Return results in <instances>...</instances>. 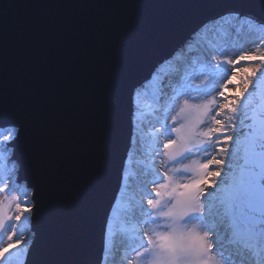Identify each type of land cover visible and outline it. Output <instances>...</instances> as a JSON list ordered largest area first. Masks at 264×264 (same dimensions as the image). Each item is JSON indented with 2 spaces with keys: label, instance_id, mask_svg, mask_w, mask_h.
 <instances>
[{
  "label": "snow or ice",
  "instance_id": "6c2138e0",
  "mask_svg": "<svg viewBox=\"0 0 264 264\" xmlns=\"http://www.w3.org/2000/svg\"><path fill=\"white\" fill-rule=\"evenodd\" d=\"M40 7L65 15L39 24L20 50L0 34V264H29L34 234L19 231L21 221L39 211L58 167L69 184L75 180L69 165L95 147L104 85L146 55L154 39L124 16L72 14L122 5L62 0ZM214 21L132 90L128 160L134 152L146 157L137 174L145 179L131 182L125 162L99 264H118L109 261L114 224L122 233L119 264H264V20L229 9ZM224 24L238 41L202 39L227 35ZM147 85L156 124L146 132ZM22 145L35 179L21 175ZM32 264L91 262L50 251L37 252Z\"/></svg>",
  "mask_w": 264,
  "mask_h": 264
},
{
  "label": "water",
  "instance_id": "95a60500",
  "mask_svg": "<svg viewBox=\"0 0 264 264\" xmlns=\"http://www.w3.org/2000/svg\"><path fill=\"white\" fill-rule=\"evenodd\" d=\"M62 0H0V34L6 36L10 49L20 50L30 40L36 27L50 19L60 22L63 9L40 7ZM87 4L122 5L108 8L72 10L82 19L124 16L134 21L154 39L148 53L127 66L115 79L104 85V104L98 120L95 147L80 153L69 165L75 180L64 179V166L52 174L45 187L41 206L31 219L37 252L60 251L86 256L91 264L103 257L104 226L114 195L118 191V174H122L131 138L133 113L132 90L144 85L163 58L175 54L190 34L215 16L235 9L252 13L264 20L262 0H78ZM24 165L22 177L35 179L38 170L22 145L18 152ZM35 211V210H34Z\"/></svg>",
  "mask_w": 264,
  "mask_h": 264
},
{
  "label": "rangeland",
  "instance_id": "374dc122",
  "mask_svg": "<svg viewBox=\"0 0 264 264\" xmlns=\"http://www.w3.org/2000/svg\"><path fill=\"white\" fill-rule=\"evenodd\" d=\"M216 27H221V25H217ZM222 27L224 29L228 30L227 35H225L223 32H220V33H214L213 32V34L211 32H208L206 34V36H204L202 39H204L206 41H212V42H215L217 39H227L228 41H238L239 40V37L237 36V34L234 31H232L228 27H225L224 25H222ZM150 86H152V85H147V87H146L147 90L145 89L146 95L144 97L145 130H146V132L148 130H150L154 124H156V121L154 120L153 116L150 114L151 113L150 103H151V99H152V92H151L152 90H149ZM250 91H251V89H250ZM133 111H134V105H133ZM132 118H131V120H132ZM130 150H133L132 140H131L129 149L127 150L128 153ZM128 153H127V158L125 159V162H127V164H128L130 181L135 183L137 178L145 179V177H143V176L138 177L137 174H139L140 172H142L145 169V166L148 163L146 157L142 153L134 152L132 159L128 160ZM125 162H124V164H125ZM30 226H31V220L27 221V222L22 220L19 227H18V230L19 231H26L29 233V235H32L33 233L31 231ZM113 232H114V236L112 237L113 256H111L109 258V261H112L114 259L119 264L120 258L123 255L122 233L120 232L119 226L115 225V224L113 226ZM102 259H103V257H102Z\"/></svg>",
  "mask_w": 264,
  "mask_h": 264
},
{
  "label": "bare ground",
  "instance_id": "6f19581e",
  "mask_svg": "<svg viewBox=\"0 0 264 264\" xmlns=\"http://www.w3.org/2000/svg\"><path fill=\"white\" fill-rule=\"evenodd\" d=\"M219 15H217V16H215L214 18H216V17H218ZM214 18L211 20V21H209V22H207V23H204V24H209V25H212V24H214L215 23V21H214ZM260 20H258V22H259ZM203 24V25H204ZM217 26V25H216ZM224 26L225 27H228L229 29H231V27L229 26V25H227V24H224ZM232 30V29H231ZM193 33L194 32H192L189 36L191 37L192 35H193ZM212 34H213V32H211ZM188 38H186L185 40H187ZM184 43V41L179 45V47L182 45ZM179 47H178V49H177V51L179 50ZM243 63V62H242ZM152 92V91H151ZM131 140H132V138H130V143H131ZM129 149V148H128ZM128 153V152H127ZM127 158V155H126V157H125V159ZM125 162V161H124Z\"/></svg>",
  "mask_w": 264,
  "mask_h": 264
},
{
  "label": "trees",
  "instance_id": "16d2710c",
  "mask_svg": "<svg viewBox=\"0 0 264 264\" xmlns=\"http://www.w3.org/2000/svg\"><path fill=\"white\" fill-rule=\"evenodd\" d=\"M152 89H153V87H152V86H150V87H149V90H152ZM146 90H147V89H146Z\"/></svg>",
  "mask_w": 264,
  "mask_h": 264
}]
</instances>
